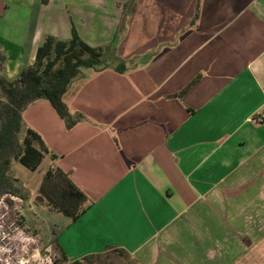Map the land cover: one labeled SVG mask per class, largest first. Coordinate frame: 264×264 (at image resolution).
Returning <instances> with one entry per match:
<instances>
[{"label": "crops", "instance_id": "1", "mask_svg": "<svg viewBox=\"0 0 264 264\" xmlns=\"http://www.w3.org/2000/svg\"><path fill=\"white\" fill-rule=\"evenodd\" d=\"M0 11L10 79L46 36L73 29L128 62L72 83L63 101L82 119L70 129L47 99L23 112L49 151L38 168L49 158L46 172L85 197L77 219L55 212L67 259L264 264V123L252 121L264 114V0H0Z\"/></svg>", "mask_w": 264, "mask_h": 264}, {"label": "trees", "instance_id": "2", "mask_svg": "<svg viewBox=\"0 0 264 264\" xmlns=\"http://www.w3.org/2000/svg\"><path fill=\"white\" fill-rule=\"evenodd\" d=\"M3 62L0 55V199L6 194L26 199L19 180L10 172L11 162L16 160L35 171L49 151L41 137L24 123L23 112L34 100L47 99L70 129L82 116L77 119L72 115L63 96L83 76L82 70L112 69L124 73L128 62L117 55L111 44L89 46L75 29L68 40L46 36L33 63L22 67L14 79L4 74ZM38 190L41 195L37 196L36 204H45L50 212L73 220L80 215L84 194L59 168L52 167L46 172ZM73 264L79 262L75 260Z\"/></svg>", "mask_w": 264, "mask_h": 264}, {"label": "rangeland", "instance_id": "3", "mask_svg": "<svg viewBox=\"0 0 264 264\" xmlns=\"http://www.w3.org/2000/svg\"><path fill=\"white\" fill-rule=\"evenodd\" d=\"M87 71V68L82 70L83 74ZM49 162L46 158L36 171L16 160L11 162L10 172L19 180L26 199L11 194L0 199V264H73L75 261L65 257L54 238L63 216L50 212L45 204H36ZM76 260L79 264H138L118 250Z\"/></svg>", "mask_w": 264, "mask_h": 264}, {"label": "built area", "instance_id": "4", "mask_svg": "<svg viewBox=\"0 0 264 264\" xmlns=\"http://www.w3.org/2000/svg\"><path fill=\"white\" fill-rule=\"evenodd\" d=\"M252 119L256 123H264V114L256 113Z\"/></svg>", "mask_w": 264, "mask_h": 264}, {"label": "water", "instance_id": "5", "mask_svg": "<svg viewBox=\"0 0 264 264\" xmlns=\"http://www.w3.org/2000/svg\"><path fill=\"white\" fill-rule=\"evenodd\" d=\"M0 13H2V11H0Z\"/></svg>", "mask_w": 264, "mask_h": 264}]
</instances>
